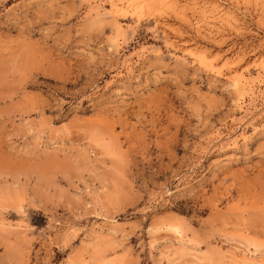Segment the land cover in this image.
I'll use <instances>...</instances> for the list:
<instances>
[{"label": "rangeland", "instance_id": "obj_1", "mask_svg": "<svg viewBox=\"0 0 264 264\" xmlns=\"http://www.w3.org/2000/svg\"><path fill=\"white\" fill-rule=\"evenodd\" d=\"M168 1L0 0V264H264V0Z\"/></svg>", "mask_w": 264, "mask_h": 264}, {"label": "bare ground", "instance_id": "obj_2", "mask_svg": "<svg viewBox=\"0 0 264 264\" xmlns=\"http://www.w3.org/2000/svg\"><path fill=\"white\" fill-rule=\"evenodd\" d=\"M157 1H161V0H157ZM172 1V0H171ZM130 2L135 6V7H137L138 8V10L140 11V12H143V13H147V14H149V13H151V11H152V2H153V0H130ZM169 3H173L174 4V2H175V0H173V2H170V1H168ZM167 2V3H168ZM177 2V1H176ZM166 3V2H165ZM166 6L165 7H169V6H171V5H167V4H165ZM136 8V9H137ZM158 9V11H159V9H160V11L161 10H163V9H165V8H162L161 9V7L160 8H157ZM246 82V81H245ZM243 86V85H242ZM251 95H253V93H254V89L252 88L251 89ZM246 109V108H245ZM175 227V228H174ZM173 228H174V230L177 232V234L178 233H180V230L176 227V226H173ZM173 230V229H172ZM110 232V231H109ZM175 232V233H176ZM182 235H183V233H182ZM184 237V236H183ZM182 240H184L183 238H182ZM242 249V248H241ZM185 250V249H184Z\"/></svg>", "mask_w": 264, "mask_h": 264}]
</instances>
